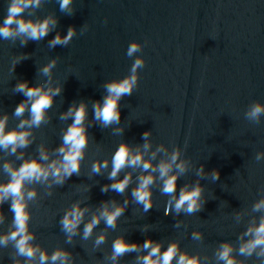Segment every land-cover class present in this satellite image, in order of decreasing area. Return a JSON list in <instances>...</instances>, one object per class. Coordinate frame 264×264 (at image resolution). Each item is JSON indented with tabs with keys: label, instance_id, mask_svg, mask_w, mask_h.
<instances>
[{
	"label": "water",
	"instance_id": "water-1",
	"mask_svg": "<svg viewBox=\"0 0 264 264\" xmlns=\"http://www.w3.org/2000/svg\"><path fill=\"white\" fill-rule=\"evenodd\" d=\"M12 3L0 0V26ZM16 19L55 23L38 40L16 33L15 24L12 36L0 37V120L6 118V133H29L27 146L15 153L12 146L0 148V185L26 161L59 165L58 150L73 123L65 116L81 103L86 106L82 126L87 143L78 173L62 183L51 174L25 182V234L36 251L26 260L17 254L15 241L8 240L0 245V264H39L41 253L52 264L57 251L68 254L66 264H141L148 240L153 247L161 245V252L176 244L178 254L196 257L198 264H224L219 259L224 245L232 249L235 264H264V256L257 255L260 248L251 255L239 252L264 223V207H256L264 202V112L249 115L254 106L264 107V0H71L64 11L60 0H40ZM70 28L74 35L66 44L51 45ZM133 43L139 50L129 56ZM137 59L143 66L136 69L131 94L118 101L120 120L105 126L95 119L94 105L103 104L107 85L130 78ZM49 65V73L43 74ZM24 81L30 87L61 90L38 126L30 123L31 102L21 116L15 115L16 107L27 101L16 91ZM121 144L128 145L132 156L142 153L152 167L125 166L110 179L112 158ZM104 161L108 166L94 172L93 165ZM161 163H171L169 175H178L175 193L162 191L164 181L154 171ZM126 175L131 179L124 192L111 187L102 191ZM149 175L153 206L145 212L132 192ZM185 186L202 189L199 210L191 214L174 209ZM29 193H34L31 199ZM11 203L9 197L0 204V238L16 231ZM77 206L83 216L75 234L68 233L61 221ZM118 207L124 211L114 227L101 219L84 237L93 217ZM165 208L172 209L167 216ZM101 236L103 243L97 244ZM118 239L139 247L114 261Z\"/></svg>",
	"mask_w": 264,
	"mask_h": 264
},
{
	"label": "clouds",
	"instance_id": "clouds-1",
	"mask_svg": "<svg viewBox=\"0 0 264 264\" xmlns=\"http://www.w3.org/2000/svg\"><path fill=\"white\" fill-rule=\"evenodd\" d=\"M71 0H60V9L64 11L67 9ZM40 0H13V3L9 6L8 15L3 21V25L0 26V37L9 38L14 33L11 26L16 25V33L25 34L31 40H38L46 36L49 32V25L54 24V21L44 20L42 22H25L23 19H16L20 16L24 9L32 6H38ZM74 35V30L69 29L66 36H60L59 34L51 41V45L66 44ZM139 50V45L133 43L128 50V55ZM53 65L46 66L42 69L43 74L47 75L50 68ZM143 66V62L137 59L132 68V75L130 78L122 81L113 82L106 86L108 96L104 98L103 104L97 102L94 105L95 119L102 121L107 126L112 123H118L120 120V112L118 110V101L124 95H130L132 87L137 83V77L135 75L136 69ZM16 91L22 93L27 101L20 103L15 109V115L21 116L28 102H31L29 111L31 114V125L38 126L45 114V110L50 108L53 103V97L59 95L60 89L45 90L40 86L30 87L27 81L21 82L16 86ZM264 112V107L254 106L250 112V117L255 118ZM86 116V106L81 103L79 107L73 106L69 108L65 118L71 117L73 123L68 127L67 132L63 137V146L58 150L62 154V161L59 165L56 161L46 167H42L41 164L35 160L24 162L18 170L10 171V181L6 185H0V204L9 197L12 198L10 210L14 214V226L15 232L0 238V245H6L8 240L15 241L16 252L19 256L25 257L26 260H31L35 254L36 249L29 246V240L32 238L26 235V225L29 220V215L26 212V205L24 203V197L22 195V188L25 182L42 181L46 180L51 174L56 177L57 183H62L67 177H70L73 173H78L80 169V161L83 159V149L87 143L86 130L82 126ZM6 118L0 120V148L7 149L11 147L13 153L16 152L17 147H26L28 144L27 132L10 131L5 132ZM24 127V122L20 125ZM150 135V132L143 134L144 138ZM147 147V145H145ZM42 160H47V156L42 155ZM177 159L176 155L172 156V162ZM108 162H97L93 165V171L99 172L101 168H106ZM125 166H142L147 170L152 167L150 161L143 160V154L130 155V149L128 145L121 144L116 150L112 158V171L110 173V179H114L118 172ZM9 165H5V171L9 170ZM179 172H183V165L176 166ZM160 178L164 181L163 193L172 194L176 192V181L178 175H169L172 171L171 163H161L158 166ZM219 178L218 173L213 174V179ZM130 175H126L123 180L113 183L110 186H105L102 191H108V188L115 190L116 192H124L125 188L130 182ZM153 183V177L151 175L140 178L139 186L133 190L132 196L135 201L143 205L144 211L147 212L152 208L151 193L148 190L149 186ZM202 189L199 186L193 187L190 190L187 186L180 189L179 198L175 200L174 209L176 212L181 210L191 214L199 210L198 201L200 199ZM34 193H29L28 198L31 199ZM127 203V201L125 202ZM257 209L264 207V202L258 204ZM171 208H165V216L169 215ZM123 208H114L112 211L104 210L100 213L99 217H93L90 223L84 227V237L87 238L93 228L103 219L107 226L114 227L116 219L122 215ZM83 211L79 207H74L71 211L65 214L61 221L63 228L66 232L75 234V230L81 222ZM254 239L242 246L239 250L241 255H251L255 249L260 248V252L257 255L264 256V223L255 230L253 233ZM17 236L20 237L17 240ZM198 238V237H197ZM104 237L101 236L97 239L96 243H103ZM139 246L136 244H128L123 239H118L113 243V255L112 259L115 261L117 257L123 255L126 252H134ZM144 250L148 251V254L142 258L141 264H171L176 259V264H198V258L189 257L186 254H178V246L171 244L168 248L161 252V245L156 244L153 247V241H145L142 245ZM232 249L224 245L222 251L219 254V259L224 261V264H235L234 260L230 258ZM155 257V259H153ZM68 254L62 251H57L52 254L50 260L52 264L56 261H60V264H66ZM141 259V258H138ZM49 257L41 253L39 264H46ZM19 264V261H17Z\"/></svg>",
	"mask_w": 264,
	"mask_h": 264
}]
</instances>
